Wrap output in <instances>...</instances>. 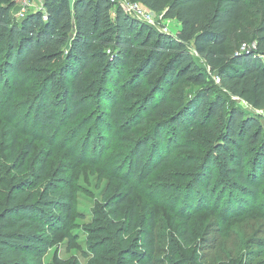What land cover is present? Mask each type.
Segmentation results:
<instances>
[{"label":"rangeland","instance_id":"1","mask_svg":"<svg viewBox=\"0 0 264 264\" xmlns=\"http://www.w3.org/2000/svg\"><path fill=\"white\" fill-rule=\"evenodd\" d=\"M43 1L30 0L28 13L40 10ZM246 2V12L229 27L233 53L253 51L254 32L264 20V0ZM16 10L15 3L10 15L20 21ZM146 13V27L171 36L179 32L181 26L176 19L150 10ZM191 55L206 70L207 87L214 93H225L217 73L211 75L193 49ZM3 57L0 53V222L5 218L6 226H11L12 218L24 213L26 208L12 204L19 187L27 184L26 189L34 191L32 204H37L41 193L51 189L64 195L71 209L70 218L56 226L55 236L42 239L44 248L24 249L19 245L18 250L26 256L4 264H120L126 254L118 255L119 252L127 244L139 245L138 225H145L151 216L157 232L175 244L182 255H196L204 231L214 225L221 234L215 248L209 251L206 264H264V181L258 178L254 182L255 193L229 189L215 181L214 170V200L206 201L202 185L208 148L202 142L206 138L199 126L187 135L167 130L162 146L154 140L157 148L144 158V167L134 168L138 141L154 137L162 119L148 116L141 97L150 89L145 76L137 78L131 72L133 64L123 65V69L112 74L93 66L82 80V90L88 97L86 110L70 119L64 109L69 83L56 84L48 94L45 78H18L4 66ZM158 75L159 70L149 79ZM113 79L116 91L109 85ZM14 80L20 82L19 88ZM138 81L143 85L141 90L135 88ZM201 89L180 79L157 93L176 107L184 101L193 102ZM222 97L224 112L233 107L242 115L256 118L264 130V110L254 109L226 93ZM43 112L53 119L52 124L45 126L35 120V115ZM177 143L186 148L177 150ZM253 157L246 160L247 171L252 169ZM46 158L44 176L33 189L41 159ZM162 159L165 160L161 162ZM123 199L125 205L115 217L110 206ZM20 203L26 204L27 200ZM131 205L135 215L132 232L127 235ZM26 215L36 221L50 218L46 210L37 206H32ZM184 219L188 221L191 244L186 249L179 232ZM16 230L20 232L22 228ZM32 232H37L36 227Z\"/></svg>","mask_w":264,"mask_h":264},{"label":"trees","instance_id":"2","mask_svg":"<svg viewBox=\"0 0 264 264\" xmlns=\"http://www.w3.org/2000/svg\"><path fill=\"white\" fill-rule=\"evenodd\" d=\"M130 1L140 3L153 13L163 14L164 18L176 19L181 26L179 32L171 36L148 28L143 21L110 0H44L40 10L29 12L20 21L10 15L15 2L0 0V53L4 56V66L18 78H45L48 94L54 91L56 84L69 83L64 109L69 112L70 119H74L86 110L88 97L82 90V80L93 66L105 74H112L123 69V65L133 64L131 72L137 78L145 76L150 89L145 97H141L148 116L162 119L154 137L138 141L134 168L141 170L144 167V158L157 148L154 140L162 146L163 133L167 130L187 135L196 132L199 126L206 138L202 142H206L208 148L203 164L202 195L205 200H214V170L219 185L255 193L254 182L258 178L264 181V130L256 118L242 115L233 107L224 112L226 105L222 94L264 110V20L254 32L253 51L233 53L229 45V27L246 12V0ZM142 49L145 51L140 53ZM191 49L211 75L217 73L225 93H214L207 87L206 70L195 63ZM158 70L159 75L149 79ZM180 79L202 89L193 102L184 101L172 107L171 102L158 96L157 91L173 86ZM109 81L116 91V81ZM14 85L19 88L20 82L14 80ZM142 86L138 81L135 88L141 90ZM155 97H159L156 103ZM35 120L45 126L53 123L47 112L38 113ZM177 144V150L186 148ZM83 152H87L86 146ZM250 155L254 156V164L247 171L246 160ZM46 162L47 158L41 159L33 189L44 176ZM27 186L19 187L12 204L26 208L24 213L13 217L11 226H6L5 218L0 222V264L25 257L26 253L18 250L19 245L24 249L44 248L42 239L55 236L59 222L71 216L69 202L58 190H45L34 205V191L26 189ZM22 199L27 203L21 204ZM125 202L123 199L110 206L115 217ZM32 206L46 210L50 218L32 219L26 215ZM134 215L135 207L131 205L127 235L132 232ZM18 227L22 228L20 232L16 230ZM34 227L35 234L32 232ZM157 230L152 216L145 225L139 223L137 235L141 241L133 247L123 246L118 255L126 256L120 264H206L208 253L215 248L221 234L217 226L208 225L197 254L187 257ZM179 232L183 247H190L186 219L181 220Z\"/></svg>","mask_w":264,"mask_h":264},{"label":"built area","instance_id":"3","mask_svg":"<svg viewBox=\"0 0 264 264\" xmlns=\"http://www.w3.org/2000/svg\"><path fill=\"white\" fill-rule=\"evenodd\" d=\"M17 5V12L18 17L20 19L24 18L26 15H28V10L30 7V0H12ZM70 2H73L74 0H69ZM112 2H115L118 7L123 9L125 12L133 15V17H136L137 19H140L141 21H146L148 19V14L146 13V9L144 6H142L140 3L133 2L130 0H110Z\"/></svg>","mask_w":264,"mask_h":264},{"label":"crops","instance_id":"4","mask_svg":"<svg viewBox=\"0 0 264 264\" xmlns=\"http://www.w3.org/2000/svg\"><path fill=\"white\" fill-rule=\"evenodd\" d=\"M42 5H43V3H42ZM38 10V9H37Z\"/></svg>","mask_w":264,"mask_h":264}]
</instances>
